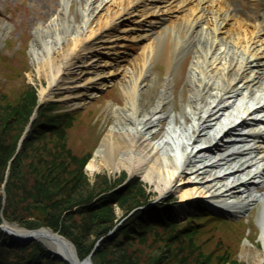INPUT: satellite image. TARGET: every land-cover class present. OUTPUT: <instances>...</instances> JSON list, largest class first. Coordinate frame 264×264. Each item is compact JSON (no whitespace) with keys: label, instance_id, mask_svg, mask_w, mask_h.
<instances>
[{"label":"bare ground","instance_id":"obj_1","mask_svg":"<svg viewBox=\"0 0 264 264\" xmlns=\"http://www.w3.org/2000/svg\"><path fill=\"white\" fill-rule=\"evenodd\" d=\"M75 1L61 3L42 29L45 46L39 45L50 62H38L37 74L49 78L40 102L67 88L65 76L76 59L98 42L115 49L148 15L162 19L139 37L147 42L141 61L111 73L121 76L123 97L117 99L119 106H104L112 124L88 168H126L161 192L180 189L185 205L202 199L204 213L243 215L264 202V127L256 123L264 125V0H165L167 5L152 7L150 0H80L86 12L79 24L66 18V6ZM110 2V11L91 24L88 10ZM179 13L183 20L173 21ZM159 61L166 64V75L152 78V65ZM177 181L188 186L179 187ZM259 221L264 227V214ZM6 225L16 234L33 235L70 264H94L81 260L73 243L48 227ZM261 239L260 248L244 247L255 264H264V233Z\"/></svg>","mask_w":264,"mask_h":264},{"label":"trees","instance_id":"obj_2","mask_svg":"<svg viewBox=\"0 0 264 264\" xmlns=\"http://www.w3.org/2000/svg\"><path fill=\"white\" fill-rule=\"evenodd\" d=\"M38 104L37 89L31 84L17 100L0 90V185L6 184L5 199L0 187V223L5 218L30 229L50 227L73 242L81 260L90 256L94 264H212V254L195 240L206 216L200 209L194 222L181 229L167 215L170 203L154 207L164 208L158 217L142 216L145 209H136L142 202L136 196H147L137 183L112 190L107 179L108 186L101 189L88 180L84 169L90 156L75 154L67 141L76 112L58 111V102L43 103L21 141ZM41 141H50V149L39 146ZM117 202L124 215L134 210L118 225ZM206 217L219 218L212 212ZM151 232L149 252L137 254L131 239L138 236L147 245ZM215 258V264H226L233 257L223 251ZM0 264L70 263L37 240L25 243L0 229Z\"/></svg>","mask_w":264,"mask_h":264},{"label":"rangeland","instance_id":"obj_3","mask_svg":"<svg viewBox=\"0 0 264 264\" xmlns=\"http://www.w3.org/2000/svg\"><path fill=\"white\" fill-rule=\"evenodd\" d=\"M63 2L65 3L67 0H0V90L6 93L10 99H19L29 84L37 89L38 96L40 97L42 86L48 85V76L38 75L37 69L39 61L41 63L50 62V54L41 52V45L39 44L42 43L45 46L44 34H42L44 32H42V29L59 13L61 3ZM150 3V7L168 4L165 0L161 2L150 0ZM97 4H100V1L96 2L95 5L97 6ZM96 6L95 8H90L87 15L90 23L93 25L96 24V21L102 15L110 11L111 2L103 5V7L98 8ZM215 8H221L220 4L216 5ZM66 9L67 21L73 19L74 23H81L82 15L86 12L85 3L77 0L72 5L68 4ZM75 17L76 20L74 19ZM183 17L184 15L179 13L172 20L181 21ZM161 20L158 14L148 15L142 20V26H136L127 39L116 44L118 46L115 49H109L110 46L108 43L100 44L101 42H98L93 50L86 51L83 56L76 59V63L71 68V72L65 76V86L67 88L57 90L54 94H51L46 102H58V111L72 110L76 112V120L68 129V145L75 154L79 156H90L84 170L88 176V180L92 184H98L97 189L108 186V183H105L106 179L110 181L109 186L115 185L114 187L111 186L113 188L112 190L127 185H131L132 187L137 183L138 190L141 189L147 196L146 203V198L141 197L139 199L136 196V200L142 201L141 205L136 209H145L142 216L148 217L150 220L153 219V214L158 217V214H162L164 208H155L157 206L163 207V205H166L164 203L167 202L171 205V207L166 209L168 217L173 218L177 222L178 228L182 229V227L194 222L192 217H198L200 210L203 212L201 206H195L196 204L203 203L201 202L202 199L193 198L188 203V206L181 201L180 189L161 192L156 185L150 184L141 174L130 175L126 168L113 170L110 168L111 166L107 165H104L99 170H91L88 168L90 160L101 144V138L105 130L112 124V121H106L104 106L109 103L119 106L117 99L123 97L121 91V76L114 77L115 75L111 73L117 72L120 68H132L133 62L141 61V55L147 42L141 40L139 37L145 31L144 29L149 27L150 23L160 22ZM107 36L105 39H107ZM36 39L40 40V43H37ZM55 54L56 52L53 53V55ZM190 61L191 56L184 59V70L187 69ZM178 69H181V64L178 65L177 71H179ZM150 73L152 78H156L158 75L164 77L166 75V64L162 61L157 62L155 65H152ZM114 83H116L115 87H113ZM183 86V82L177 84L176 94L178 99L181 97ZM185 92H187V89H185ZM44 144L46 145L45 148L47 147V150H49L50 141L49 143L41 141L39 146H43ZM43 154L46 155L45 152ZM27 160L29 161L30 159ZM8 173L9 167L7 169V176ZM179 183L180 181H177V184L180 185L179 187L183 188L188 186L185 183ZM5 186V182L0 185L4 199L6 197ZM137 194L139 192L134 193V195ZM205 205V207H209V203H205ZM254 208L243 215L223 214L222 212L214 210L220 216V219L206 217L210 212H205V222L199 227L197 234H195V240L206 254H212V264H215L214 262L217 260L215 258L216 255L218 256L223 251H229V254L233 257L226 264H231V262L255 264L252 258L246 257L244 247L248 244L247 246L251 248H260L263 245L261 235L264 233V227L261 225L259 219L264 214V202L260 201ZM133 211L124 215V208L117 202L114 205V214L118 219L116 225L122 223ZM215 213L214 215H216ZM81 217L82 215L78 216L79 219ZM4 220L20 228H27L3 218ZM50 229L53 230L52 228ZM187 231L182 235L187 234ZM54 232L59 233L58 231ZM250 233L252 238L255 235V240L249 238ZM59 234L62 235L61 233ZM131 240L134 242V250H137V254L147 253L149 252L148 244L153 241V233H149L147 245L141 243V238L138 236ZM39 242L42 243L41 241ZM50 252L53 254L51 250ZM53 255L55 256L56 254Z\"/></svg>","mask_w":264,"mask_h":264},{"label":"water","instance_id":"obj_4","mask_svg":"<svg viewBox=\"0 0 264 264\" xmlns=\"http://www.w3.org/2000/svg\"><path fill=\"white\" fill-rule=\"evenodd\" d=\"M42 103H44V102H39V104H38L36 110L40 107V105H42ZM35 116H36V111H35V114H34L33 117H32V120L35 119ZM29 128H30V124H29V126L27 127V130H28ZM25 135H26V134H24L23 138L25 137ZM7 223H9V222H7L6 220H4V221L0 224V229L3 230V231H5V232H7V233H9V234H11V236H13L14 238H17V239H19V240H21V241H24V242H28V241H32V240L36 239L33 235L22 236V235H19V234H16V233L12 232V231L7 227V225H6ZM9 224H10V223H9ZM21 228H23V227H21ZM24 229H26V230H37L38 228H36V229H27V228H24ZM86 259H87V258H86ZM86 259H85V260H86ZM88 259L91 260V257L88 256Z\"/></svg>","mask_w":264,"mask_h":264}]
</instances>
